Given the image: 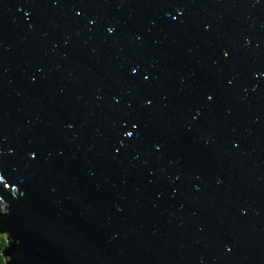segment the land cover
Returning a JSON list of instances; mask_svg holds the SVG:
<instances>
[{"label": "water", "instance_id": "1", "mask_svg": "<svg viewBox=\"0 0 264 264\" xmlns=\"http://www.w3.org/2000/svg\"><path fill=\"white\" fill-rule=\"evenodd\" d=\"M0 231L6 264H264V0H0Z\"/></svg>", "mask_w": 264, "mask_h": 264}, {"label": "trees", "instance_id": "2", "mask_svg": "<svg viewBox=\"0 0 264 264\" xmlns=\"http://www.w3.org/2000/svg\"><path fill=\"white\" fill-rule=\"evenodd\" d=\"M2 203L7 205L3 200H1ZM5 210V209H4ZM8 244V238L7 234L4 231H0V264H6L7 257L4 254V249Z\"/></svg>", "mask_w": 264, "mask_h": 264}]
</instances>
